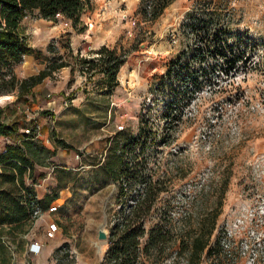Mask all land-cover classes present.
Wrapping results in <instances>:
<instances>
[{
    "label": "rangeland",
    "instance_id": "rangeland-1",
    "mask_svg": "<svg viewBox=\"0 0 264 264\" xmlns=\"http://www.w3.org/2000/svg\"><path fill=\"white\" fill-rule=\"evenodd\" d=\"M216 2L217 9L227 7L223 20L230 23L228 33H248L258 47L247 66L230 76L220 68L205 73L210 80L189 106L181 86L175 92L155 89L171 63L194 46L199 28L212 27L197 23L193 28V0H173L154 21L141 14L142 0H90L77 28L67 26L63 17L54 22L33 13L24 19L34 53L15 68L17 78L23 81L61 63L67 66L27 95L16 91L7 102L6 96L0 99L7 123L37 129L35 141L49 154L47 167L36 169L37 176L46 173L36 192L41 200L55 198L33 223L16 230L15 237L6 228L12 264L104 262L121 204L128 209L141 188H128L120 199L125 182L115 180L105 163L117 133L137 136L142 116L150 121L157 141L162 135L166 141L150 145L144 154L141 147L132 153L139 162L146 157L165 188L147 229L178 218L195 224L214 214L227 181L213 250L201 264H264V0ZM36 23L43 29L35 30ZM102 47L125 60L115 83L80 62L96 59ZM167 103L173 107L169 110L184 109L171 138L163 129ZM53 222L59 232L49 239ZM101 228L108 241H99ZM168 247L151 264H185L177 245Z\"/></svg>",
    "mask_w": 264,
    "mask_h": 264
},
{
    "label": "trees",
    "instance_id": "trees-1",
    "mask_svg": "<svg viewBox=\"0 0 264 264\" xmlns=\"http://www.w3.org/2000/svg\"><path fill=\"white\" fill-rule=\"evenodd\" d=\"M172 1L142 0L141 14L154 21ZM193 1L194 12L192 15L189 13L191 21H195L193 28L197 23L211 24L212 27L199 28L194 46L183 51L171 63L155 89L161 92L169 88L175 92L181 86L184 88V92H181L183 97L188 98L184 101L187 106L201 91L206 80H210L205 73L220 68L223 75L230 76L247 66L252 59L250 54L258 47L248 33H228L230 23L223 20L227 7L217 9L220 3L216 0ZM89 3L90 0H0V99L16 91L19 96L27 95L54 71L67 66L65 63L54 65L48 71L23 81L17 78L15 68L24 62L25 56L34 53L22 25L24 19L33 13L39 19L54 22L63 17L77 28ZM97 54L98 57L93 60L80 59L83 68L104 75L110 83H115L125 60L107 47H102ZM168 104L163 115L166 122L163 129L165 136L171 138L170 134L177 128L184 109L169 110L173 107ZM5 119L4 111L0 109V138L9 139L0 151V264H12V253L4 239L6 228L8 233L14 235L23 225L33 223L38 218L36 213L45 211L55 198L48 196L41 200L36 192L35 186L46 178V173L37 176L36 169L38 166L47 167L45 154H49L44 146H39L35 141L37 129L28 127L26 129L30 133H26L21 123L9 124ZM149 124L150 121L142 116L137 136L118 132L111 143L105 168L115 180L125 182L126 187H120L119 198L126 195L128 188L130 192L133 186L140 185L141 188L137 199L128 209L124 203L121 204L119 221L110 237L111 247L102 264H151L153 257L165 254L170 248L168 245H177L176 252L184 258L185 264H201L203 256L211 254L213 250V236L228 182L222 185L221 199L214 214H207L195 224L186 218H178L168 222L162 220L147 229L148 220L165 188L163 181L154 177L146 157L139 162V156L132 158V153L141 147V154H144L150 145L166 142L163 135L157 141V135ZM50 154L55 156L56 152Z\"/></svg>",
    "mask_w": 264,
    "mask_h": 264
},
{
    "label": "built area",
    "instance_id": "built-area-1",
    "mask_svg": "<svg viewBox=\"0 0 264 264\" xmlns=\"http://www.w3.org/2000/svg\"><path fill=\"white\" fill-rule=\"evenodd\" d=\"M71 22H67V26L70 24ZM93 26V25H92ZM26 133H30V130L26 129L25 130ZM7 141L9 142V139H7ZM40 213L37 212L36 215H39ZM59 232V226L56 222H53L49 225L48 231H47V238L49 239H54L57 235V233ZM39 244L36 243V246H38Z\"/></svg>",
    "mask_w": 264,
    "mask_h": 264
},
{
    "label": "crops",
    "instance_id": "crops-1",
    "mask_svg": "<svg viewBox=\"0 0 264 264\" xmlns=\"http://www.w3.org/2000/svg\"><path fill=\"white\" fill-rule=\"evenodd\" d=\"M65 20H66V19H65ZM66 22H69V20H66ZM31 27H33V26H31ZM33 28H34L35 30H39V29L42 30V29H43L42 26L38 25L37 23H36V25H35ZM65 33H69V31H66ZM65 33H64V34H65ZM70 34H73V32L71 31ZM60 35H61V34H58L56 38L59 39V38H60ZM71 36H72V35H71ZM6 142H7V138H4V137H1V138H0V150H2V148H4Z\"/></svg>",
    "mask_w": 264,
    "mask_h": 264
},
{
    "label": "water",
    "instance_id": "water-1",
    "mask_svg": "<svg viewBox=\"0 0 264 264\" xmlns=\"http://www.w3.org/2000/svg\"><path fill=\"white\" fill-rule=\"evenodd\" d=\"M98 239H99V241H108L109 235L104 228L99 229Z\"/></svg>",
    "mask_w": 264,
    "mask_h": 264
},
{
    "label": "bare ground",
    "instance_id": "bare-ground-1",
    "mask_svg": "<svg viewBox=\"0 0 264 264\" xmlns=\"http://www.w3.org/2000/svg\"><path fill=\"white\" fill-rule=\"evenodd\" d=\"M9 97V96H8ZM8 97H5L6 99H5V102H7L8 100H9V98Z\"/></svg>",
    "mask_w": 264,
    "mask_h": 264
}]
</instances>
